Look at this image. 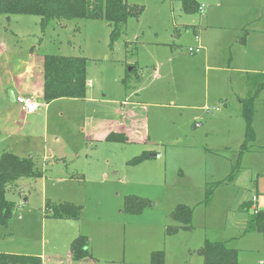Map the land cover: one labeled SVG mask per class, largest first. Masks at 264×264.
<instances>
[{
    "label": "rangeland",
    "instance_id": "rangeland-1",
    "mask_svg": "<svg viewBox=\"0 0 264 264\" xmlns=\"http://www.w3.org/2000/svg\"><path fill=\"white\" fill-rule=\"evenodd\" d=\"M182 1L127 0L143 12L114 42L105 20H73L43 34L36 16L0 15V156H32L44 173L8 192L16 207L8 228L0 226V253L66 258L71 244L62 238L64 222L46 217L50 202L82 207L71 227L95 252L112 246L97 264H151L159 251L164 264H204L195 251L207 241L241 250L239 264L264 261V235L245 233L239 211L258 186L264 192V0H196L206 7L194 14L184 13ZM193 26L207 55L189 54L197 46ZM44 54L87 58L90 85L84 99H42L41 111L21 125L12 76L31 64L33 76L19 82L37 81ZM254 96L256 140L234 179L217 187L245 141L241 100ZM120 117L128 142L106 141ZM143 152L158 157L129 164ZM210 188L215 195L205 204ZM130 195L153 206L125 213ZM179 204L196 208V229L168 234L180 225L170 217Z\"/></svg>",
    "mask_w": 264,
    "mask_h": 264
},
{
    "label": "trees",
    "instance_id": "trees-1",
    "mask_svg": "<svg viewBox=\"0 0 264 264\" xmlns=\"http://www.w3.org/2000/svg\"><path fill=\"white\" fill-rule=\"evenodd\" d=\"M185 14H194L200 10L196 0H183ZM143 7L128 4L127 0H0V15L10 16H36L40 19L41 31L46 33L50 26L63 25L73 20H105L112 28V42L116 41L120 32L124 30L129 19L139 18ZM247 35V34H246ZM245 37L241 41H245ZM87 58L83 56H65L61 54L43 55V95L45 104L58 99H84L89 86L87 74ZM136 71V67L132 69ZM137 79L135 83H138ZM127 87V78L123 80ZM129 88V87H127ZM256 96L242 99V116L246 123L245 141L238 154V160L224 185L234 179L235 173L240 169L242 156L249 150V144L256 140L253 128ZM106 141L111 143H127L128 137L124 129L107 134ZM151 153L132 159L130 165H139L151 159ZM44 173L37 169L33 157L20 158L13 153L4 152L0 156V226L8 228L14 215L16 205L12 203L7 194L18 190V182L22 179H41ZM222 185V186H223ZM215 189L206 191L205 204H209ZM150 200L137 196H127L124 212L131 215H140L147 208L152 207ZM252 202H246L239 207V211L249 214L245 233L257 232L264 235V210L250 214ZM195 207L180 204L170 214L173 221L181 226H168L167 233H176L179 230L192 229ZM46 217L79 221L82 219V207L71 203L55 204L47 202L44 208ZM74 260H81L91 256L90 241L85 236H79L71 244ZM203 259L204 264H239L240 251L229 248L224 243L207 241L196 252ZM164 252H153L151 264H164ZM0 264H43L39 256L0 253Z\"/></svg>",
    "mask_w": 264,
    "mask_h": 264
},
{
    "label": "crops",
    "instance_id": "crops-1",
    "mask_svg": "<svg viewBox=\"0 0 264 264\" xmlns=\"http://www.w3.org/2000/svg\"><path fill=\"white\" fill-rule=\"evenodd\" d=\"M202 5H204V4H202ZM201 6V5H200ZM206 7V6H205ZM205 9V8H204ZM188 30V29H187ZM190 30H188V32H189ZM193 32H194V40H195V35H199L198 33V30H197V27L196 26H193ZM196 42V41H195ZM197 44V43H196ZM200 45H201V42H200ZM202 46V45H201ZM202 51H204L203 53H206V55H207V48L206 47H203L202 46ZM202 51H201V53H202ZM201 53H199V54H201ZM5 54V53H4ZM190 54V53H189ZM11 68V67H10ZM33 72H34V66H32L31 64H25V68H23L22 70H19V71H17L16 72V74L14 75L13 74V76H12V80L11 81H14L15 82V85H14V91L16 92H14V91H11L10 93H12L13 94V97H14V100H12L11 99V101H12V103H16V97H18V96H37L38 98H39V100L41 101V103H42V95H43V86H44V78H43V73H42V75L41 76H39L38 77V79H37V81H35V79L34 78H31V83H29V84H21L19 81H22L23 79H25V77L27 76V75H31V76H33ZM89 85H90V82H89ZM10 93H9V96H10ZM10 98H11V96H10ZM44 102V101H43ZM17 104V103H16ZM45 104V103H44ZM47 105V104H46ZM123 106V105H122ZM124 106H125V110H126V112H128V113H130V114H132V118H133V116H134V114H133V109L132 108H128V107H130V104L129 103H126L125 102V104H124ZM132 106H134V104H131V107ZM126 107H127V109H126ZM42 108H43V103H42ZM41 108V109H42ZM41 109L38 111V112H40L41 111ZM37 112V113H38ZM37 113H35V114H32V115H28V114H26L24 111L23 112H21V115H20V124L21 125H24L25 124V122H26V119H34L35 117H36V115H37ZM120 116H121V114H120ZM132 122V121H131ZM120 123H121V117H120V121L115 125V124H110L109 125V131L108 132H106V134H105V137L107 136V134H109V132H111V131H114V132H118V131H120V130H122V129H124V128H122L123 127V125H120ZM130 121L128 122L127 121V126H126V128H128L129 126H130ZM125 130V129H124ZM249 151V150H248ZM247 151V152H248ZM246 153V152H245ZM244 153V154H245ZM243 154V155H244ZM30 157H32V156H30ZM151 159H153V158H151ZM257 194H254L253 196H252V199H253V197L254 196H256L257 197V199H256V202L254 203L253 201H252V199H249V200H247L246 202H252V204L254 205V206H256L257 207V209L258 210H262V209H264V208H258V206H257V203H258V197H259V195L261 194V192L263 191V190H260V187L258 186L257 187ZM263 194H264V192H262ZM214 195H215V192H214ZM214 195H213V197H214ZM246 202H244V203H246ZM180 205V204H179ZM178 206V205H177ZM176 206V207H177ZM175 207V208H176ZM192 207V206H191ZM195 210H196V208H195ZM195 210H194V215H195ZM252 212H253V210H252ZM241 215H243L242 216V227H244L243 228V230L245 231V228L247 227V222H248V217H249V214H247V213H240ZM245 214V215H244ZM63 222H64V224H63V228L65 229L64 230V232H63V236H62V238L63 239H65V241L66 242H68V243H70V244H72V242L76 239V238H78L80 235V233H84V232H82V230L81 229H79L80 230V232L78 233V232H76V230L73 228V227H71V226H75V221H73V220H63V219H61ZM193 220H194V216H193ZM171 226V225H170ZM178 226H181V225H178ZM192 229H189V230H184V229H182V230H179V231H191V230H195L196 229V227H194V225L192 224ZM202 247V246H201ZM200 247V248H201ZM200 248H198V249H196V251L195 252H197V250H199ZM69 250H67V254H66V258L64 259L63 257H62V255L58 252V251H55V252H50V257L49 256H47L45 253H43V255H42V257L41 256H39V257H41L42 258V263L43 264H46V262H48V261H51V262H53V264H97V259L98 260H104V259H107V256H105L106 254H108V253H110L111 252V250H112V246L111 245H107L106 247H105V250H104V252H102V254H99L98 252H95V250H94V248L92 249L91 248V246H90V253H91V256H89V257H86V258H84V259H81V260H74L73 259V257H72V252H71V246H70V248H68ZM237 250V249H236ZM240 251V256H241V250H239ZM259 263H261V264H263L264 263V261H262V260H260L259 261Z\"/></svg>",
    "mask_w": 264,
    "mask_h": 264
},
{
    "label": "built area",
    "instance_id": "built-area-1",
    "mask_svg": "<svg viewBox=\"0 0 264 264\" xmlns=\"http://www.w3.org/2000/svg\"><path fill=\"white\" fill-rule=\"evenodd\" d=\"M204 8H205V5H201L200 11H203ZM195 41L197 43V46L189 48L190 54H199L202 51V46L200 45L199 35H195ZM16 103L20 105L22 107V110L28 115L35 114L42 108V103L37 96H21L20 95L16 97ZM121 116L124 117V113H122ZM256 199L257 197L254 196L252 201L255 203ZM252 210L254 214L258 212L257 207L254 205L252 207Z\"/></svg>",
    "mask_w": 264,
    "mask_h": 264
},
{
    "label": "water",
    "instance_id": "water-1",
    "mask_svg": "<svg viewBox=\"0 0 264 264\" xmlns=\"http://www.w3.org/2000/svg\"><path fill=\"white\" fill-rule=\"evenodd\" d=\"M10 96H11V99L14 100V97H13V94L12 93H10ZM150 157L154 159V158H157L158 155H156V154H150Z\"/></svg>",
    "mask_w": 264,
    "mask_h": 264
}]
</instances>
